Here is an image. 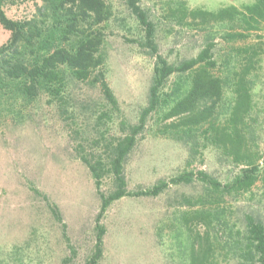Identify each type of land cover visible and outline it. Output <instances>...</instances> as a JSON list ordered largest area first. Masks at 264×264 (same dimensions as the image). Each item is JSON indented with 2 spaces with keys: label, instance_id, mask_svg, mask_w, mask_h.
I'll return each instance as SVG.
<instances>
[{
  "label": "rangeland",
  "instance_id": "374dc122",
  "mask_svg": "<svg viewBox=\"0 0 264 264\" xmlns=\"http://www.w3.org/2000/svg\"><path fill=\"white\" fill-rule=\"evenodd\" d=\"M176 1L138 0L153 22L156 53L172 63L194 57L204 46L205 28L212 29V22L195 24L190 18L181 20L173 15ZM183 1L189 8L214 10L227 5L239 7L251 0ZM105 2L112 6L111 18L91 26L103 32L99 51L104 53V63L90 77L72 82L64 107L50 103L45 93L29 102H12L5 95L0 96V264H189V238L182 224L184 212L189 215L201 208L209 211L223 208L228 223L237 228H243L246 213L264 224L261 175L249 191L225 193L215 202L207 196L203 205L185 201L195 200L206 192L205 184L197 179L199 171L225 183L242 165L204 139L206 123L196 125L194 137L187 138L179 133L186 126L180 124L181 116L164 119L160 112L147 115L125 158L126 190H143L159 179L168 181L184 171L195 174L192 181L170 183L157 196L121 197L97 220L100 199L81 156L107 161L116 140L137 123L147 104L155 59L144 43L142 27L123 0ZM41 4L42 0H6L2 9L11 19H24L32 17ZM9 35L0 24V45ZM213 42L218 58H213L216 65L211 72L221 76L224 66L219 56L231 44L227 45L219 35ZM257 43L260 58H255L248 74L253 83V106L245 120L254 130L255 146L251 150L261 169L264 23L259 31H250L244 40L232 44ZM242 59L232 58L236 64ZM101 70L117 99L116 108L108 107L98 83L94 84V77ZM175 79V75L170 76L164 90H169ZM98 187L103 193L113 188L106 168ZM98 226L104 229L101 255L90 262ZM191 227L190 234H203L206 230L201 220H192ZM224 235L217 225L211 230L212 255L206 264H246L232 250L229 256L225 255L227 247L222 245L228 236Z\"/></svg>",
  "mask_w": 264,
  "mask_h": 264
},
{
  "label": "trees",
  "instance_id": "16d2710c",
  "mask_svg": "<svg viewBox=\"0 0 264 264\" xmlns=\"http://www.w3.org/2000/svg\"><path fill=\"white\" fill-rule=\"evenodd\" d=\"M0 0V24L9 31L8 40L0 45V96L12 102H29L45 93L50 103L62 108L65 105L72 82L91 76L104 63V53L99 51L103 32L97 26L112 16V6L105 0H42L37 12L30 18L11 19L6 16ZM127 8L143 29V39L155 54L147 104L141 110L136 124L118 138L111 148L107 161L100 157L94 160L82 155L81 160L88 167L98 191L100 205L97 220L109 205L126 195L157 196L171 184H188L192 181V171L181 172L168 181L159 179L151 187L137 191H127L123 175V164L136 142V135L144 126L150 112H160L161 118L181 116L180 124L186 125L179 132L194 137V127L206 123L204 139L218 146L232 161L242 165L239 172L225 183L198 172L197 179L205 184V193L188 204L201 205L212 197L217 201L225 193H243L260 179L264 188V164L261 169L252 146H255L253 127L245 116L253 106L252 80L248 77L255 58H260L258 44L234 46L232 43L244 40L250 31H259L264 23V0H251L241 4L222 6L214 10L201 7L189 8L183 0H177L172 14L181 20L190 18L195 24H209L205 28V43L198 53L178 63L166 60L157 54L154 40V25L138 0H123ZM88 23V27L85 26ZM204 27V26H203ZM214 28V30H213ZM216 35L228 45L219 58H223L224 73L214 75L216 57L213 42ZM232 58H243V62H233ZM232 61V63H231ZM176 79L169 90H164L170 76ZM102 97L109 108L117 107V99L105 79L104 72L94 77ZM230 87V90H227ZM226 92V96H223ZM264 163V156H261ZM113 180V188L108 193L99 190V181L104 169ZM261 170V172H260ZM216 198V199H215ZM189 215H191L189 217ZM183 213L182 224L186 228L188 263H210L212 255L209 242L211 230L217 225L228 237L223 247L226 254H239L246 264H264V224L246 213L243 228L230 225L223 208L213 211L199 209ZM188 216V217H187ZM58 218V215L56 214ZM192 220H201L206 230L201 234H190ZM103 227L98 226L95 250L90 262L101 255ZM224 235V237H225Z\"/></svg>",
  "mask_w": 264,
  "mask_h": 264
}]
</instances>
